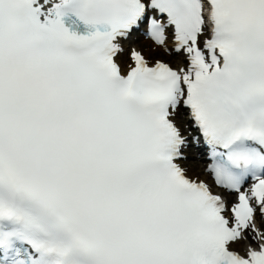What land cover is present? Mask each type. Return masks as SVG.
I'll return each mask as SVG.
<instances>
[{
    "label": "bare ground",
    "instance_id": "1",
    "mask_svg": "<svg viewBox=\"0 0 264 264\" xmlns=\"http://www.w3.org/2000/svg\"><path fill=\"white\" fill-rule=\"evenodd\" d=\"M144 43H146V42L143 41L137 45H134V47H137L140 51H142V48H145ZM147 44H149V43H147ZM169 44L171 45L172 43L167 42V45H169ZM173 46H174V44H173ZM157 49H161V48H157ZM116 50L118 52V59L121 61L123 68L126 70L129 66V64L131 63V61L128 59V51H126V49L122 50L119 45L116 46ZM166 50H163V54H165V56H167L168 58H171V55L167 54ZM177 55H178L177 59L175 61H171V63L174 65V67L179 69V70H183V71L191 70L192 65H190L185 59L186 58V51L182 50L180 53H177ZM145 57L148 58L147 52H145ZM157 61H159V60H155L153 63H155ZM174 117H175V120H176L178 126H180L181 131H183L184 123L179 120L178 113H175ZM191 158H193L194 161H198L196 159V156H193ZM194 161H189V160L188 161H181V164L186 169V173L196 182L208 181L209 175L205 171L206 170L205 169V162L198 161V163H196ZM263 238H264V230L262 228L258 233H256L254 230L250 231L247 229L245 231L244 238L241 241L234 244V249L236 251H239V252L244 254L245 251L248 249H257L259 247L260 240H262Z\"/></svg>",
    "mask_w": 264,
    "mask_h": 264
},
{
    "label": "rangeland",
    "instance_id": "2",
    "mask_svg": "<svg viewBox=\"0 0 264 264\" xmlns=\"http://www.w3.org/2000/svg\"><path fill=\"white\" fill-rule=\"evenodd\" d=\"M149 43V42H148ZM139 44V43H138ZM145 48H142L143 52H147L148 57H157L160 59H164L165 61H171L170 58H168L167 56H165V54H163V51L161 49H153V46L149 43H144ZM157 52V55L155 56V54H153V52ZM174 57V56H172ZM190 161H194L193 159ZM196 162V161H194ZM198 163V162H196Z\"/></svg>",
    "mask_w": 264,
    "mask_h": 264
}]
</instances>
